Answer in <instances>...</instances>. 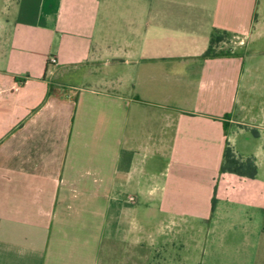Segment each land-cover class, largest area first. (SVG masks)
Instances as JSON below:
<instances>
[{"label":"crops","instance_id":"1","mask_svg":"<svg viewBox=\"0 0 264 264\" xmlns=\"http://www.w3.org/2000/svg\"><path fill=\"white\" fill-rule=\"evenodd\" d=\"M230 198L260 224L203 264H264V0H0V264H175L164 230Z\"/></svg>","mask_w":264,"mask_h":264},{"label":"rangeland","instance_id":"2","mask_svg":"<svg viewBox=\"0 0 264 264\" xmlns=\"http://www.w3.org/2000/svg\"><path fill=\"white\" fill-rule=\"evenodd\" d=\"M224 39L225 37H223V40ZM215 51L225 53L223 50H218L217 48H215ZM226 52L229 53V51ZM233 203L234 202L231 200V198L228 202L220 203V208L218 209L217 207L218 211L215 210L213 216L211 215L212 218L210 220L192 218L191 228L193 230H191V237L189 233L191 229L189 227L190 224H187V233H185L183 223L181 222V220L177 219V224H175V227L168 226L164 231H166L167 234H170L171 231H180V234L174 233L169 235L171 236V238H173L175 244L168 249H160L158 252L160 257H170L171 259L175 258V260L177 261H175V264H203L210 252V250H207V243L205 241L207 228L214 225L240 227L255 226L260 224L261 217L259 215L260 209L258 207H245L244 209L247 212H244L243 207L239 210V207L235 208V205ZM247 214H252V216L250 219L244 220V215ZM215 219L217 222L214 221ZM145 221H147V219H145L144 222ZM123 250L124 248L120 247V245L113 246L108 252L109 254L111 252V259H107L105 257V252L103 251L101 256L102 264H120L121 257L125 254ZM224 260V257L221 255L219 259L220 264H223Z\"/></svg>","mask_w":264,"mask_h":264},{"label":"trees","instance_id":"3","mask_svg":"<svg viewBox=\"0 0 264 264\" xmlns=\"http://www.w3.org/2000/svg\"><path fill=\"white\" fill-rule=\"evenodd\" d=\"M223 40V35H213L207 50L202 55L204 58H213L228 55L223 52H216L214 45ZM222 173H233L240 177L254 178L257 172L255 163L251 159L241 161L236 158L233 150L226 147L224 151V163L220 170Z\"/></svg>","mask_w":264,"mask_h":264},{"label":"built area","instance_id":"4","mask_svg":"<svg viewBox=\"0 0 264 264\" xmlns=\"http://www.w3.org/2000/svg\"><path fill=\"white\" fill-rule=\"evenodd\" d=\"M56 62L55 58L54 57H50L48 58V63L49 64H54Z\"/></svg>","mask_w":264,"mask_h":264}]
</instances>
